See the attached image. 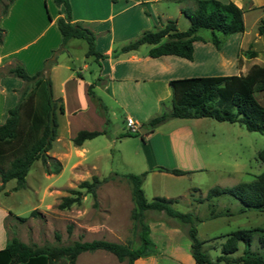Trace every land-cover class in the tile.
Masks as SVG:
<instances>
[{"label":"rangeland","instance_id":"rangeland-1","mask_svg":"<svg viewBox=\"0 0 264 264\" xmlns=\"http://www.w3.org/2000/svg\"><path fill=\"white\" fill-rule=\"evenodd\" d=\"M46 1L40 0L43 11L47 10L46 3L57 6L53 0ZM237 1L242 7L243 30L219 34L222 42L219 48H215L209 40V30L199 28L196 33L203 39L194 41L192 59H187L192 69L190 75L244 73L253 63L264 65V30L261 33L257 31L259 18L264 16V4H258L264 0H250L252 4L248 7V0ZM194 5L195 0L150 2L152 10L160 12L162 21L174 19L177 29H184L188 25V19L180 8H192ZM148 28L152 29L154 25L150 24ZM146 47L149 44L145 42L138 45L139 50ZM85 48L86 43L82 38H70L66 50L57 53L60 65L52 76L48 72L51 93L62 100V92L58 91L59 81L69 71L68 68L76 71L80 69L85 76H93L91 81L98 80L100 88L94 87V92L104 104L108 120L104 121L105 116L96 110L95 114L104 118L102 121L88 109L75 115L69 111H56V135L47 153L59 160L60 169L47 172L40 160L36 159L25 174L24 187L13 190V178L3 184L0 181V206L8 209L4 218L8 238L15 235L34 245H58L70 243L73 239L105 238L130 243L135 247L138 245L137 231L130 218L133 201L130 183L124 174L145 170L141 183L145 198L150 199L154 195L171 197L175 199L171 203L174 209L194 213L199 218L194 222L195 235L203 240L200 248L210 258L219 254L220 244L227 232L264 225V206L260 210L250 207L239 209L242 207L240 201L226 192L205 197L210 187L230 186L239 181L251 180L264 167V160L256 157L257 151L264 147V131L248 130L237 121L216 120L209 116L170 117L141 136L138 131L141 122L169 109V86H163L160 82L151 83L153 85L139 83L136 92H144V100L141 94L135 97L125 95L113 100L101 92L107 80L104 76L94 78L97 76L95 69L98 64L93 55H84ZM247 50H254L256 54L248 56ZM84 61L92 71L82 68ZM64 88L66 100L70 102L73 98L70 88L67 84ZM156 92L162 98L154 104L152 98ZM254 95L264 105V90L255 91ZM139 96L145 101L144 105L136 104ZM127 116L136 121V130L131 131L125 125ZM81 128H105V132L74 145L71 137ZM157 166L175 167L184 172L174 174L159 170ZM93 174L100 178L106 176L97 185L95 198L81 188L79 203L62 208L57 206L60 197L69 194V188H77L80 180L89 179ZM32 209H35L34 213H30ZM17 215L25 218L20 220ZM144 217L148 232L152 235L164 232L169 237H165L166 241L181 246L185 245L184 242H190L187 226H184L186 224L162 210H145ZM169 224H176L175 229ZM257 235L258 231L253 230L249 245L253 252L261 250ZM155 247L160 250V245L155 244ZM241 248L243 243L238 242L235 254ZM101 250L95 252L99 254ZM105 252L101 259L105 261V257L109 256L112 264H115V257ZM101 259L97 261L105 264ZM80 262L78 259L77 264Z\"/></svg>","mask_w":264,"mask_h":264},{"label":"trees","instance_id":"trees-1","mask_svg":"<svg viewBox=\"0 0 264 264\" xmlns=\"http://www.w3.org/2000/svg\"><path fill=\"white\" fill-rule=\"evenodd\" d=\"M12 0H0V16L6 12ZM61 7L62 15L56 20L61 35L60 43L51 49L49 55L43 59L42 67L28 73L23 64L12 59L0 66V76L10 74L24 81L18 90L16 102L7 108L4 119L0 122V181L13 178L15 183L12 189L25 185V174L30 164L39 159L47 172H57L61 165L57 158L49 155L47 150L56 135V111L63 112L60 96L53 97L51 83L48 76L50 67L57 62V53L66 50V43L70 38H82L86 43L84 55H93L97 63L105 56L94 49L95 32L81 21L71 20L70 4L68 0H53ZM187 17L188 25L184 29H177L174 19H166L152 29H144L134 38L122 43L117 50L128 51L135 49L145 42L151 44L147 49L150 56L161 54H175L191 60L193 56V41L203 38L196 33L199 28L209 30V40L215 48H219L221 37L233 32L242 31V7L232 0H195L192 8H180ZM264 30V16L259 18L258 33ZM5 30L0 26V43ZM248 56H254V50H247ZM75 74L80 76L78 71ZM93 81L87 84L86 92L94 103L95 110L105 116L104 104L93 90ZM170 88V107L151 115L140 125L146 132L167 120L170 117H201L209 116L216 120L237 121L248 130L264 131V105L256 99L254 92L264 90V65L253 63L244 73L188 75L173 77L168 80ZM105 132L102 129H78L71 137L74 145H79L86 138ZM256 157L264 160V147L259 149ZM174 174L184 170L157 166ZM116 173V172H115ZM146 174L127 172L124 174L130 183V194L133 207L130 218L137 231L138 245L109 240L92 238L89 240L73 239L67 244L34 245L11 235L5 244L0 247V264H74L76 255L84 250L102 249L110 252L123 264H131L133 259L154 253L156 247L148 236V224L144 217L145 210H162L166 215L176 218L187 224V234L190 238L189 252L196 263L204 264H264V225L250 228H236L226 234L220 244L219 254L210 258L200 248L203 240L196 237L194 222L199 218L192 212L179 211L171 206L175 200L171 197L154 195L146 199L141 183ZM106 178L95 174L89 179H82L77 188H69V194L60 197L57 206L68 207L72 203H79L81 188L95 198L97 185ZM226 192L237 198L242 207L262 209L264 206V167L251 180L239 181L230 186H212L205 197ZM93 203L95 200L93 199ZM32 209L30 213H34ZM23 220L25 216H18ZM257 230V240L261 247L259 252L249 249L252 231ZM238 242L243 248L236 253Z\"/></svg>","mask_w":264,"mask_h":264},{"label":"crops","instance_id":"crops-1","mask_svg":"<svg viewBox=\"0 0 264 264\" xmlns=\"http://www.w3.org/2000/svg\"><path fill=\"white\" fill-rule=\"evenodd\" d=\"M43 1L47 2L46 0ZM68 1L71 20L81 21L95 32L94 49L105 54V56L99 58V63L96 62L98 64L95 69L97 76L94 78L96 79L98 76L106 78L107 83L100 90L103 94L112 97L113 100L123 98L125 95L134 97L137 94L140 95L141 92H136L139 83L153 85L151 83L157 84L160 82L163 86H169L168 80L170 78L192 74V69L189 68L186 58L175 54L150 56L147 54L148 47L144 50H139L137 47L128 51H118L111 55L113 50H117L122 43L137 36L148 25L158 26L161 24L163 19L159 16L160 12L152 10L150 6V2L157 0ZM232 1L239 6L237 0ZM251 4L248 0L247 7ZM261 4H264V1H260L258 5ZM46 7L47 10L43 11L40 0H12L8 4L6 12L0 16V26L5 30L0 43V66L7 64L12 59H17L23 64L28 73H32L40 67L43 58L50 53L51 49L59 45L61 35L56 20L62 15L61 7L48 5L47 3ZM59 65L60 62L57 61L50 67L49 76L53 75ZM81 66L83 69L89 67L85 61L82 62ZM68 69L69 71L59 81L58 88V91L62 92L64 113L69 111L71 115H75L83 109H88L99 118V121H102L104 118L95 114L94 103L86 92L87 84L93 76H85L80 69L77 70L80 74L78 76L74 74L76 69ZM88 70L92 71V69ZM23 83L22 79L10 74L0 76V122L4 119L7 108L16 102L18 90L23 86ZM66 84L71 89H69V92L73 96L69 100L70 102L66 100V90L64 88ZM129 85L136 87L131 88ZM94 87L100 88L98 80L94 82L93 90ZM132 89L134 91H131ZM166 94H168L167 90ZM52 95L57 96L55 93H52ZM168 96H170V91ZM143 98L144 95H142ZM161 98L156 92L152 101L155 104ZM142 99L139 96L136 104L144 105L145 101H142ZM7 211L8 209L0 206V247L8 239L4 227V218ZM169 226L175 229L176 224H169ZM184 226H187V224ZM148 233L152 241L160 245V250L157 248L154 253L138 256L133 259L131 264L195 263L189 252V242H184L185 245L181 246L166 241L164 232L158 235H152L150 231ZM166 238L169 239V237ZM156 239L159 241H156ZM95 251L97 249L79 252L75 257L74 264H77L78 259L82 261L80 264L97 263V259L100 260L103 253L106 252L101 250L98 254ZM106 257L107 261L103 259L101 261L105 264H112L111 258ZM115 259V264H123V261L118 260L116 257ZM97 264H100V262Z\"/></svg>","mask_w":264,"mask_h":264},{"label":"built area","instance_id":"built-area-1","mask_svg":"<svg viewBox=\"0 0 264 264\" xmlns=\"http://www.w3.org/2000/svg\"><path fill=\"white\" fill-rule=\"evenodd\" d=\"M125 125L127 126V128L131 131H134L136 130L137 128V124H136V121L133 120L130 116H127L125 118Z\"/></svg>","mask_w":264,"mask_h":264},{"label":"water","instance_id":"water-1","mask_svg":"<svg viewBox=\"0 0 264 264\" xmlns=\"http://www.w3.org/2000/svg\"><path fill=\"white\" fill-rule=\"evenodd\" d=\"M138 131H139L140 133H142L143 131H145V127H143V126H138Z\"/></svg>","mask_w":264,"mask_h":264}]
</instances>
